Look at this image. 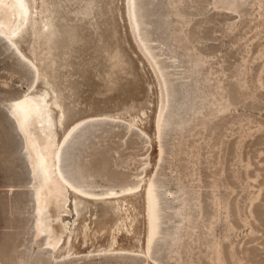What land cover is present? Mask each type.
<instances>
[{
    "label": "rangeland",
    "instance_id": "374dc122",
    "mask_svg": "<svg viewBox=\"0 0 264 264\" xmlns=\"http://www.w3.org/2000/svg\"><path fill=\"white\" fill-rule=\"evenodd\" d=\"M135 11L167 81L154 264H264V0H135ZM32 77L0 36V264H145L125 251L54 260L48 233L33 239L28 154L8 106ZM148 149L138 128L89 118L59 163L87 191L118 190L139 181Z\"/></svg>",
    "mask_w": 264,
    "mask_h": 264
},
{
    "label": "bare ground",
    "instance_id": "6f19581e",
    "mask_svg": "<svg viewBox=\"0 0 264 264\" xmlns=\"http://www.w3.org/2000/svg\"><path fill=\"white\" fill-rule=\"evenodd\" d=\"M0 36L33 72L8 104L28 154L33 239L47 232L54 260L125 251L154 264L167 81L140 33L135 0H0ZM102 117L138 128L149 149L137 183L91 192L65 176L59 157L79 124Z\"/></svg>",
    "mask_w": 264,
    "mask_h": 264
}]
</instances>
